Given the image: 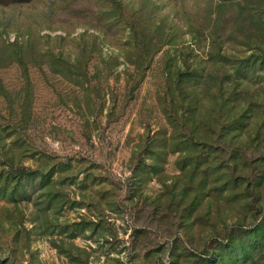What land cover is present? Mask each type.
Instances as JSON below:
<instances>
[{
    "label": "rangeland",
    "instance_id": "1",
    "mask_svg": "<svg viewBox=\"0 0 264 264\" xmlns=\"http://www.w3.org/2000/svg\"><path fill=\"white\" fill-rule=\"evenodd\" d=\"M0 264H264V0H0Z\"/></svg>",
    "mask_w": 264,
    "mask_h": 264
},
{
    "label": "trees",
    "instance_id": "2",
    "mask_svg": "<svg viewBox=\"0 0 264 264\" xmlns=\"http://www.w3.org/2000/svg\"><path fill=\"white\" fill-rule=\"evenodd\" d=\"M82 69V68H81ZM72 70H74V69H72ZM80 70V69H79ZM60 72H64V71H60ZM83 73H86V69H84V66H83ZM73 74V73H72ZM76 74H82V73H76ZM78 76H80V75H78Z\"/></svg>",
    "mask_w": 264,
    "mask_h": 264
}]
</instances>
